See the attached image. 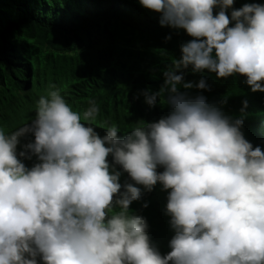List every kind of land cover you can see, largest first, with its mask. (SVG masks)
Here are the masks:
<instances>
[{
    "label": "clouds",
    "instance_id": "clouds-1",
    "mask_svg": "<svg viewBox=\"0 0 264 264\" xmlns=\"http://www.w3.org/2000/svg\"><path fill=\"white\" fill-rule=\"evenodd\" d=\"M138 3L159 14L161 27L192 37L174 69L239 74L252 92H264V4ZM163 76L160 91L141 95L169 114L122 138L115 125L102 137L94 130V99L81 114L54 86L30 124L0 130V264H264V151L245 139L242 118L181 91L208 90L203 77L193 84L183 73ZM28 134L33 140L21 145ZM116 166L134 184L121 185ZM157 183L168 193L174 232L164 255L150 242L146 218L130 211L142 196L134 185L151 191Z\"/></svg>",
    "mask_w": 264,
    "mask_h": 264
},
{
    "label": "trees",
    "instance_id": "trees-1",
    "mask_svg": "<svg viewBox=\"0 0 264 264\" xmlns=\"http://www.w3.org/2000/svg\"><path fill=\"white\" fill-rule=\"evenodd\" d=\"M251 3L264 4V0H234L232 8ZM158 18L138 0H0V130L10 134L30 124L39 97L54 86L81 114L94 99L100 109L92 122L94 130L102 137L107 127L115 125L122 138L133 128L169 114L167 105L149 107L141 92L160 91L163 73L171 70L183 73L184 80L193 84L203 77L208 90L181 91L203 95L224 115L242 118L245 139L264 151V92H252L246 77L239 74L217 78L207 69L194 72L191 65L174 69L180 46L192 37L182 29L161 27ZM32 140L28 134L20 144ZM108 160L111 164V157ZM35 162V156L23 160L27 167ZM116 168L121 171V185L134 184ZM134 186L141 188L142 196L130 211L146 218L150 242L164 255L174 234L166 215L168 193L159 183L151 191ZM145 202L147 207H142Z\"/></svg>",
    "mask_w": 264,
    "mask_h": 264
}]
</instances>
